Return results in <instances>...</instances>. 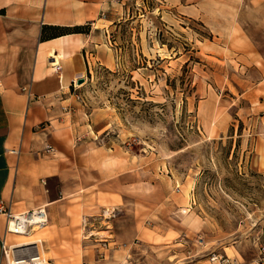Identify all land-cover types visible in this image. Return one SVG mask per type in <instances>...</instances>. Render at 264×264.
<instances>
[{
	"label": "rangeland",
	"instance_id": "rangeland-1",
	"mask_svg": "<svg viewBox=\"0 0 264 264\" xmlns=\"http://www.w3.org/2000/svg\"><path fill=\"white\" fill-rule=\"evenodd\" d=\"M203 9L111 0L99 57L68 90L66 119L88 127L104 176L91 200L101 229L111 216L96 239L102 261L111 241L109 264H264V80L227 47L226 13ZM45 229L14 250L39 247L53 264Z\"/></svg>",
	"mask_w": 264,
	"mask_h": 264
},
{
	"label": "crops",
	"instance_id": "crops-1",
	"mask_svg": "<svg viewBox=\"0 0 264 264\" xmlns=\"http://www.w3.org/2000/svg\"><path fill=\"white\" fill-rule=\"evenodd\" d=\"M188 1L204 7L208 15L226 13V32L221 34L230 35L227 47H235V56L246 69H255L264 80V0ZM108 7L111 0H0V200L14 213L46 206L44 249L53 264L111 262V241L105 243L110 258L102 261L103 243L96 240L102 231L111 233V216L106 211L110 219L106 230L94 217L99 204L91 199L97 197L104 178L90 151L94 142L88 139L92 136L85 123L67 121L63 110L72 99L68 95L72 82L88 70L89 54L99 57L101 36L110 25L104 22L110 21ZM87 22L92 23L85 32ZM48 25L62 30L50 34ZM52 56L63 64L62 85L50 64ZM101 59L109 62L110 53L105 51ZM29 85L32 97L22 89ZM81 154L91 160L84 164ZM86 218L89 240L84 241L78 233ZM6 223L0 215V264H8L1 239L6 235L7 243L14 245L20 236L6 233Z\"/></svg>",
	"mask_w": 264,
	"mask_h": 264
},
{
	"label": "built area",
	"instance_id": "built-area-1",
	"mask_svg": "<svg viewBox=\"0 0 264 264\" xmlns=\"http://www.w3.org/2000/svg\"><path fill=\"white\" fill-rule=\"evenodd\" d=\"M50 64L54 70V72L57 74L58 79L60 81V84L63 83V77H64V67L61 61H58L56 57H53L50 59ZM78 80V79H77ZM77 80H74L71 84V87H74V89H77ZM29 97L33 96V91L31 89V86H24L22 88ZM81 96L77 94V98H80ZM0 215L4 216L7 220L6 223V233H12V234H28L30 231H32L35 228H44L49 221L48 212L45 205H41L35 209H31L25 212L21 213H14L11 210L10 205H7V203L4 200H0ZM19 244L10 245L7 243L6 235L1 239V247L3 251V255L6 258L8 264L9 262V255L14 256V248H16ZM37 252H39V247H37ZM22 256V255H20ZM217 259V257H213L212 260ZM35 264V263H34ZM225 264H232L226 262Z\"/></svg>",
	"mask_w": 264,
	"mask_h": 264
},
{
	"label": "bare ground",
	"instance_id": "bare-ground-1",
	"mask_svg": "<svg viewBox=\"0 0 264 264\" xmlns=\"http://www.w3.org/2000/svg\"><path fill=\"white\" fill-rule=\"evenodd\" d=\"M76 86L79 87L78 84ZM33 230H36V228ZM28 234H23V235H28ZM33 241L35 242V241H41V240L38 239V240H33ZM27 243H31V242H23L19 245H23ZM9 262L10 264H34V263L35 264H50L47 258L44 256V252L41 250V248L39 249V252H37V249L36 251L35 249L33 251V249L31 248H25L21 251L14 250V256L9 255Z\"/></svg>",
	"mask_w": 264,
	"mask_h": 264
},
{
	"label": "trees",
	"instance_id": "trees-1",
	"mask_svg": "<svg viewBox=\"0 0 264 264\" xmlns=\"http://www.w3.org/2000/svg\"><path fill=\"white\" fill-rule=\"evenodd\" d=\"M46 27L47 26H44L43 30H42V37L43 38H45L47 36ZM47 28H52V30H55V33H53V34H59L62 30V28L60 26H57V25H48Z\"/></svg>",
	"mask_w": 264,
	"mask_h": 264
},
{
	"label": "water",
	"instance_id": "water-1",
	"mask_svg": "<svg viewBox=\"0 0 264 264\" xmlns=\"http://www.w3.org/2000/svg\"><path fill=\"white\" fill-rule=\"evenodd\" d=\"M85 82V78L84 77H80L78 80H77V83L78 84H82Z\"/></svg>",
	"mask_w": 264,
	"mask_h": 264
}]
</instances>
